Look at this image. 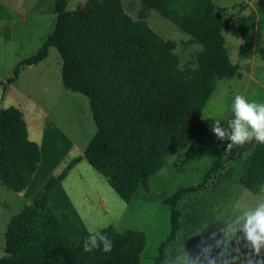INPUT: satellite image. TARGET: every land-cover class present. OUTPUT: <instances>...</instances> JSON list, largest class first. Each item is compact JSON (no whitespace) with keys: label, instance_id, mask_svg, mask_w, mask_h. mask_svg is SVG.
<instances>
[{"label":"trees","instance_id":"16d2710c","mask_svg":"<svg viewBox=\"0 0 264 264\" xmlns=\"http://www.w3.org/2000/svg\"><path fill=\"white\" fill-rule=\"evenodd\" d=\"M139 1L141 9L132 18L120 0H87L72 10H65V0H55L52 30L33 53L16 62L6 78L12 82L23 65L43 59L48 46L55 48L61 60V85L86 96L95 126L82 154L123 200L138 188L149 190V177L163 166L171 150L190 148L191 141L208 138L201 109L215 80L241 76L224 44L226 19L212 0ZM149 9L185 32L188 42L200 44L194 68L177 66L175 43L162 39L145 23ZM246 150L250 152L239 182L256 194L264 181V144L254 141ZM234 154L212 160L198 184L179 185L161 198L169 210V231L157 245L155 264H162L163 247L179 228V198L201 187ZM77 159L73 157L46 181L40 197L10 216L0 264H140L142 231L104 227L113 242L109 253L83 251L89 231L83 230L74 241L66 237L47 204V193ZM38 161L37 144L27 138L21 111L1 108L0 184L14 192L23 190ZM198 240L191 238L186 248L192 249Z\"/></svg>","mask_w":264,"mask_h":264},{"label":"rangeland","instance_id":"374dc122","mask_svg":"<svg viewBox=\"0 0 264 264\" xmlns=\"http://www.w3.org/2000/svg\"><path fill=\"white\" fill-rule=\"evenodd\" d=\"M54 1L0 0V109L20 107L28 139H39V161L26 191L14 192L0 184V257L4 255L5 225L24 204L25 196L30 201L40 197L46 181L78 156L63 179L47 193V204L66 237L77 240L83 230L97 225L111 226L118 232L139 230L145 236L140 264H155L157 245L169 231V210L161 198L179 185L198 184L212 160L227 156L226 141L222 143L211 131L212 118L221 119L222 123L230 119L236 95L264 103V0H212L218 13L226 19L227 25L222 31L224 44L230 53V62L238 64L241 76L215 80V92L210 93L201 109L208 138L191 141L190 148L171 150L163 166L149 177V190L138 188L129 200H123L82 154L95 126L86 96L61 85V60L54 47H47L41 64L23 65L11 83L6 81L16 62L33 53L52 30ZM86 2L65 0V10ZM120 2L130 17L136 18L140 1ZM144 20L155 34L175 43L172 51L178 58L179 68L195 67L200 44L188 42L185 32L152 9L147 10ZM249 152L234 154L201 187L179 198L176 203L179 228L173 240L163 247L162 264L168 253L175 255L184 243L187 246L203 222L227 214L239 200L264 195V181L256 194L239 182Z\"/></svg>","mask_w":264,"mask_h":264},{"label":"clouds","instance_id":"9594fccd","mask_svg":"<svg viewBox=\"0 0 264 264\" xmlns=\"http://www.w3.org/2000/svg\"><path fill=\"white\" fill-rule=\"evenodd\" d=\"M212 121V133L227 142L224 149L228 151L253 141L264 144V103L236 95L231 118ZM104 227L89 228L84 252L112 251L113 242L102 231ZM192 237H199L192 249L184 243L175 255L168 253L164 264H264V195L237 201L227 214L203 222Z\"/></svg>","mask_w":264,"mask_h":264},{"label":"crops","instance_id":"0c3cea01","mask_svg":"<svg viewBox=\"0 0 264 264\" xmlns=\"http://www.w3.org/2000/svg\"><path fill=\"white\" fill-rule=\"evenodd\" d=\"M237 29H238V27H237ZM224 30V29H223ZM240 35V33H239V30H238V36ZM224 38V37H223ZM228 52V51H227ZM253 54V53H252ZM228 56H230V53L228 52ZM44 59H45V57L43 58V59H41L40 61H38V62H36V63H34L35 65L37 64H41L43 61H44ZM61 63V62H60ZM242 74V73H241ZM11 83V82H10ZM10 83H8V84H10ZM264 89V88H263ZM211 92H215V90L213 89ZM213 93H212V95H213ZM209 97V96H208ZM207 100V99H206ZM206 102V101H205ZM18 106H20V105H18ZM18 108H20V107H18ZM203 108V107H202ZM21 114H23L22 113V111H21ZM25 127H26V124H25ZM26 133H27V128H26ZM27 138H28V135H27ZM34 139L32 140V141H34L36 144H39V139L37 138V137H33ZM37 140H38V142H37ZM71 140V139H70ZM67 141L68 142H70L69 140H68V138H67ZM72 142V141H71ZM31 180V179H30ZM29 183H30V181H29ZM28 183V184H29ZM28 184H27V186L23 189V190H21V191H19L20 193H24V191H26V188L28 187ZM26 198H25V200H24V204H26V203H29L30 202V197H28V196H25Z\"/></svg>","mask_w":264,"mask_h":264},{"label":"water","instance_id":"95a60500","mask_svg":"<svg viewBox=\"0 0 264 264\" xmlns=\"http://www.w3.org/2000/svg\"><path fill=\"white\" fill-rule=\"evenodd\" d=\"M251 144H252V142L251 143H246L243 146H235L231 151L227 152V155H231V154L246 150L247 148H249L251 146Z\"/></svg>","mask_w":264,"mask_h":264}]
</instances>
